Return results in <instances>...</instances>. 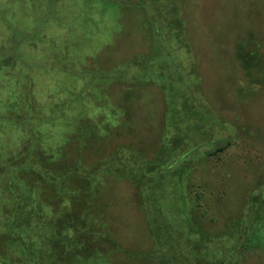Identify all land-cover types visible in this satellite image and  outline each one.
Segmentation results:
<instances>
[{
    "label": "trees",
    "instance_id": "16d2710c",
    "mask_svg": "<svg viewBox=\"0 0 264 264\" xmlns=\"http://www.w3.org/2000/svg\"><path fill=\"white\" fill-rule=\"evenodd\" d=\"M88 5L83 18L91 21ZM109 7L120 20L128 10L137 14V41L114 64L110 40L90 53L77 51L69 31L55 36L52 23L72 26L59 22L55 7L43 20L11 25L16 38L0 37V264H242L253 251L264 257V158L258 165L246 157V168L261 176L234 214H224L232 193L220 188L232 158L242 155L236 134H259L245 123L231 87L254 93L264 85L255 30L230 44L225 60L200 38L205 30L185 14L186 0H109L102 17ZM215 62L238 76L227 84L232 99L215 97L217 77L224 78ZM113 85H122L121 95ZM148 87L157 91L142 105ZM158 118L152 151L139 141H115L127 132L152 134ZM205 159L221 169L213 191L195 172ZM119 183L133 189L145 248L127 247L114 231L109 212Z\"/></svg>",
    "mask_w": 264,
    "mask_h": 264
},
{
    "label": "rangeland",
    "instance_id": "374dc122",
    "mask_svg": "<svg viewBox=\"0 0 264 264\" xmlns=\"http://www.w3.org/2000/svg\"><path fill=\"white\" fill-rule=\"evenodd\" d=\"M0 1L6 5H1L0 9V32L2 33L0 34L1 38H3L4 35L10 36V39L11 36L16 38V35L19 33L15 30L13 31L11 25H17L24 21V19L26 21L33 20V23L37 22L39 18L43 20L42 16L46 15L47 17H50L52 15V10L55 7L58 8V12L56 11L55 13H58L59 22L64 24L65 22L69 21L72 26L70 28H66V25H64V29L59 30V27L57 28L55 24L52 23L51 30H53L55 33L58 32L55 36L61 35L64 30L69 31L67 32L69 38L74 40V42H77L75 45L74 43L72 44L77 49V51H80L84 47L85 50L93 53L103 42L110 40L112 44L116 46L114 49L118 52L116 53V51L113 50L110 54V58H112L108 60L109 64H114L115 60H118L122 57L121 52L124 53L129 51L130 47L134 46V42L137 41V39H134V37H137L136 34L138 33L137 23L134 22L137 19V14H135L134 11H127V8L124 7L127 13L123 14V18L120 20V16H118L117 13H114L113 9L109 7L107 15L103 16L104 19L107 18L108 20H100L102 17L100 10L106 7V3L109 4V0H67V3L65 0ZM87 2L91 4L90 6L88 5L89 7L87 6L88 9H92L93 11L95 10L91 21H86L87 18H83L82 8L85 4H87ZM118 4L120 5V3ZM75 6H80V8L77 9ZM184 9L186 15L189 13L190 16L194 15L192 20L195 19V22L202 23L201 25L205 31H202L204 35H199L200 38L204 36L205 39L208 40L206 42L208 47L209 44L210 47H217V49H215L216 57H223L225 60L229 58V56H226L229 54V45L234 44L237 40L242 38L248 29H254L256 35L258 36V56L261 57V63L264 70V0H186V7H184ZM41 10H43V12H41ZM3 18L7 19V26L6 23L3 22ZM55 20L58 22V19ZM190 24L191 21H189V25ZM34 36L35 33L32 34V37ZM211 38L213 39L212 41ZM8 47H10V45ZM78 56L81 57L82 54L78 53ZM92 60L98 69H104L106 66L105 65L101 67L100 65L103 63L101 60L97 61L96 57H93ZM88 62H91L90 58ZM223 63L224 62H222V64L215 62L214 68L217 69V71L221 73L224 78H222V76L217 77L215 85H217L219 88H216L217 90L214 92L215 97H217L218 100L220 99L223 101L224 99L226 101L228 99H232L230 92H228L226 89L227 84L231 86L234 83H239V79L238 76L236 78L232 75V66L227 62L224 64ZM203 69H207L206 63L203 65ZM31 76L32 75L30 74V77ZM211 80L210 74L207 73L206 84H210ZM77 86L81 87L82 81L78 82ZM77 86L75 87L77 88ZM231 87L233 89L235 88L233 92V97L235 98L234 100L238 99L242 102L239 107L243 105L242 115L243 119H245V123L251 127L250 129H252V132H259V134L258 136L254 135L253 137V134H250V136L248 134H244L243 130H240L236 134L238 136V143L234 148L238 149L235 153L240 152L242 155L241 157L236 155L232 158L231 163H229L227 166L229 169L228 171H230V176L227 178L226 187H219L223 191L232 193L231 197H233V193L235 192L238 195L237 199L231 200V197L226 194L228 198V204L227 210L224 213L225 215L226 213L234 214L232 207L239 205V202L248 192V189H250V187L256 183L257 178L261 176V171L256 173V169L253 173L248 168H246V157H254L253 161L255 162L259 159L258 165H260V161L264 158V85L259 84L260 88H255L254 93L249 91L250 89H246L245 91L237 93L236 85ZM121 88L122 85H113L110 89L111 92L115 94L114 96L117 97V93L121 95ZM156 91V88L146 90L147 93L144 96L145 98L140 100L141 98L138 97L141 102L139 103L146 105V103H148L146 101H153V94ZM243 93L245 94L243 95ZM86 102L89 104L90 108L95 110L94 101L86 100ZM152 106L153 102H149V107ZM227 106L228 105H226V107ZM100 111L101 109L96 110V112ZM156 115V111L154 110L152 112V116ZM234 118H236L235 113ZM138 122L141 124L142 120ZM159 123L160 121L158 118L156 121V129L152 134L145 133L141 130L140 135L132 138L134 133L127 132V136H116L115 141H139L140 143L146 144L143 149L152 151L154 149L153 147L156 145L157 137L160 136ZM132 125L133 123L131 126ZM136 127L139 128L140 126L136 124ZM1 135L2 130H0V137ZM4 141L2 142L4 143ZM255 166H257V164H255ZM195 170L198 177H203L204 180H208L206 182L209 183L208 189H211L212 191L213 186L215 185L213 182L217 184L220 182L221 169L219 168L217 160H214L213 162V159H205L202 161V165L199 164L198 169ZM121 184L122 183H119L115 186V191L120 196L117 200V204L113 205L109 212V214L112 215L114 231L118 235L121 243L127 247L145 248L148 245V242H146L141 229V213L136 208L133 189L127 186L125 183L122 185ZM205 192H208V190ZM238 199H240L239 202H237ZM229 201L231 202L229 203ZM217 204L218 203H216V205ZM215 218H218L219 222L213 224L218 225V228L223 226V217L217 216ZM248 255L249 256L244 259L242 264H259L264 260V257L259 255L257 251L248 253ZM121 258H123L122 255H120L117 260L121 261ZM100 264H108V262H102Z\"/></svg>",
    "mask_w": 264,
    "mask_h": 264
}]
</instances>
